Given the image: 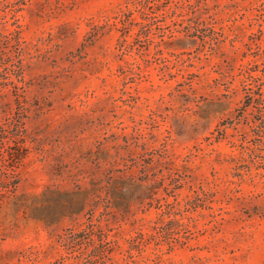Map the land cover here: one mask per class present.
Instances as JSON below:
<instances>
[{
    "label": "rangeland",
    "instance_id": "rangeland-1",
    "mask_svg": "<svg viewBox=\"0 0 264 264\" xmlns=\"http://www.w3.org/2000/svg\"><path fill=\"white\" fill-rule=\"evenodd\" d=\"M0 154V264H264V0H0Z\"/></svg>",
    "mask_w": 264,
    "mask_h": 264
},
{
    "label": "trees",
    "instance_id": "trees-1",
    "mask_svg": "<svg viewBox=\"0 0 264 264\" xmlns=\"http://www.w3.org/2000/svg\"><path fill=\"white\" fill-rule=\"evenodd\" d=\"M15 95H18L17 91H16ZM18 104H19V109H21L22 106L20 105V102H18ZM19 118L20 119L17 120L18 123L14 124V129L12 131V138H13L14 146L11 147V149L14 151V153L11 154L9 161H10V167L13 169L16 168L17 164L23 158L22 151L25 150L24 146H23V144L25 142V139L23 138L24 130L22 129L24 123H22V119L20 116H19ZM10 183H11V186H13V187L16 185V182H14V181H11ZM6 189H10L9 184L6 186ZM8 191H10V190H8Z\"/></svg>",
    "mask_w": 264,
    "mask_h": 264
}]
</instances>
